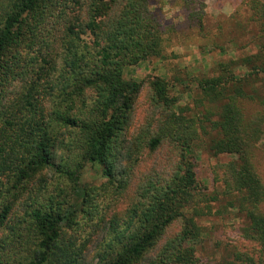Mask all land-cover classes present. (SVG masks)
Here are the masks:
<instances>
[{"label": "trees", "instance_id": "trees-1", "mask_svg": "<svg viewBox=\"0 0 264 264\" xmlns=\"http://www.w3.org/2000/svg\"><path fill=\"white\" fill-rule=\"evenodd\" d=\"M189 1L202 28L205 13ZM242 4L259 24V50L201 78L207 104L192 115L166 78L125 77L165 57L151 0H0V264H208L199 221L220 199L198 180L203 146L231 158L215 181L248 242L215 264H264V0ZM145 85L151 103L132 132ZM165 146L172 167L141 173L130 205L109 214L143 156ZM88 168L105 180L84 181Z\"/></svg>", "mask_w": 264, "mask_h": 264}, {"label": "rangeland", "instance_id": "rangeland-1", "mask_svg": "<svg viewBox=\"0 0 264 264\" xmlns=\"http://www.w3.org/2000/svg\"><path fill=\"white\" fill-rule=\"evenodd\" d=\"M190 2L189 0H186ZM184 0H151L152 10L162 24L166 38L164 59H153L136 67L125 69V77L136 81H144L155 77L166 78L172 93L178 99V105L190 107L192 115H201L205 109L198 81L213 76L215 66L226 63L243 55L258 52L259 24L251 21L250 10L242 4V0H191L193 12H204L203 27L192 26L191 10L185 8ZM191 3V2H190ZM187 9V10H186ZM151 91L145 85L138 97L135 110V124L132 132L141 126L150 106ZM170 146H165L155 156H143L136 183L131 192L113 206L109 214L123 213L130 205L131 198L141 173L152 169H170L174 153ZM226 155L214 156L204 146L197 152L196 173L201 186L206 192L217 196L213 204V216H205L199 222L205 228L203 247L199 255L208 264H215L228 259L233 246H248L242 238L243 220L231 213L223 198V186L215 181V169L218 164L230 161ZM261 159V158H260ZM264 175V161L259 162ZM84 181L101 184L105 179L99 169L88 168ZM181 229L180 221L174 223L167 231V237L173 236ZM96 243L90 246V257L95 254Z\"/></svg>", "mask_w": 264, "mask_h": 264}]
</instances>
